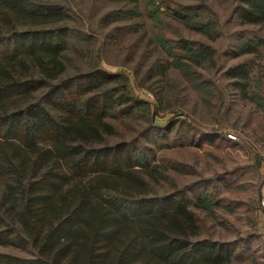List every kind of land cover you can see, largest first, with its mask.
<instances>
[{
  "label": "trees",
  "instance_id": "16d2710c",
  "mask_svg": "<svg viewBox=\"0 0 264 264\" xmlns=\"http://www.w3.org/2000/svg\"><path fill=\"white\" fill-rule=\"evenodd\" d=\"M46 4L0 0V245L33 251L0 252V264H230L225 244L199 238L189 198L152 194L158 167L131 143L109 142L117 127L107 117L139 100L124 84L95 92L116 75L69 73L73 29L62 6ZM233 14L264 24V0H239ZM262 44L252 39L240 53ZM180 48L192 62L212 59L186 39ZM227 75L243 89L248 69Z\"/></svg>",
  "mask_w": 264,
  "mask_h": 264
},
{
  "label": "rangeland",
  "instance_id": "374dc122",
  "mask_svg": "<svg viewBox=\"0 0 264 264\" xmlns=\"http://www.w3.org/2000/svg\"><path fill=\"white\" fill-rule=\"evenodd\" d=\"M35 1L58 3L68 16L70 74L116 75L95 92L124 84L139 100L131 113L107 117L117 127L108 140L131 143L158 167L152 194L188 197L199 238L225 244L230 264H264V44L240 53L264 40V24L241 23L239 0ZM182 39L212 59L192 62ZM239 64L248 69L243 89L227 75ZM0 252L33 256L15 246Z\"/></svg>",
  "mask_w": 264,
  "mask_h": 264
},
{
  "label": "built area",
  "instance_id": "2783aa9c",
  "mask_svg": "<svg viewBox=\"0 0 264 264\" xmlns=\"http://www.w3.org/2000/svg\"><path fill=\"white\" fill-rule=\"evenodd\" d=\"M264 204V203H263Z\"/></svg>",
  "mask_w": 264,
  "mask_h": 264
}]
</instances>
